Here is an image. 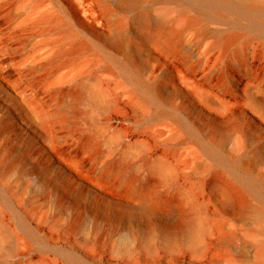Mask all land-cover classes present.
<instances>
[{
    "label": "rangeland",
    "instance_id": "rangeland-1",
    "mask_svg": "<svg viewBox=\"0 0 264 264\" xmlns=\"http://www.w3.org/2000/svg\"><path fill=\"white\" fill-rule=\"evenodd\" d=\"M188 2L0 0V264H264V220L242 218L210 184L207 153L264 154V28L236 9L201 20ZM164 8L168 28L149 36ZM63 23L84 41L76 54ZM216 31L238 36L215 43ZM70 79L95 101L73 105ZM11 82L42 110L57 155L25 131ZM251 165L264 178V159ZM148 180L192 214L188 227L166 222L171 210L140 214Z\"/></svg>",
    "mask_w": 264,
    "mask_h": 264
},
{
    "label": "bare ground",
    "instance_id": "bare-ground-1",
    "mask_svg": "<svg viewBox=\"0 0 264 264\" xmlns=\"http://www.w3.org/2000/svg\"><path fill=\"white\" fill-rule=\"evenodd\" d=\"M123 2L125 0H118ZM131 6L137 3V0H127ZM182 5H180V11H184L185 8H193L189 4L188 0H181ZM201 4L195 8L196 14L199 19L205 20L207 18L220 16V11H230L232 9L239 10L243 14L249 15V25L255 28H264V3L258 5L251 0H221L219 5L212 2L211 0H198ZM168 10L167 8L161 9L159 13V18L153 21V27L148 33L152 35L155 32L161 31L163 28H168ZM48 14L46 12H41L38 15L36 23H45L48 19ZM137 23L139 26H145L148 24L147 17L144 14L136 16ZM189 24V21H183L177 29H173L172 32L179 33L185 26ZM37 26V25H36ZM61 27H64L68 33V39L70 41L69 46L66 50L68 54H76L85 45L84 41L73 38L70 30L67 29V24L63 23ZM47 30V29H46ZM122 31V26L118 25L116 27V33L119 34ZM263 32V31H261ZM217 39L215 43H231L237 39L236 33H230L228 35H221L218 31L215 32ZM118 36V35H117ZM116 36L113 41L114 45H119L118 37ZM247 37V35H246ZM3 42V41H2ZM165 45L167 44L164 43ZM5 49L4 46L0 44V52ZM6 59L2 58L0 61V66L5 62ZM128 66L130 62H128ZM247 69V67H245ZM86 79V76H83ZM84 82L80 81L77 86L76 81L70 79V86L67 87V92L69 95V100L73 105H79L81 102L88 101L94 102L97 97L89 87H85ZM10 87L16 94V98L12 101L15 106L14 110L21 122L24 123L25 131L34 132L39 141H43L45 144V149L53 155H57V149L55 146V141L58 138L48 127L46 118L44 117L40 107L36 106L34 99L30 96V93L19 85L17 82H11ZM33 88V84H31ZM85 87V88H83ZM144 91H148L154 98H160V90L158 87H149L146 85H141ZM32 90V89H31ZM97 100V99H96ZM108 99L105 100L107 102ZM79 108V107H78ZM79 111V110H78ZM77 111V112H78ZM89 138H86L88 141ZM22 141H31L29 138L24 136ZM216 141L211 142L214 144ZM221 147L215 150H208L207 153L213 157L212 166L209 167L212 178L210 184L215 187L218 191L222 192L224 198L229 201L234 208L239 210L240 216L246 217L247 215L255 220H264V178L260 174H252L249 171V166L260 159H264V154L254 152L251 158L247 159V156L237 157L232 153L224 154L220 151ZM75 173L79 170L72 163L68 164ZM120 166H125L127 163L125 160H121ZM252 166V165H251ZM240 171V174L236 172ZM80 174V173H78ZM245 176V177H244ZM16 183V181H14ZM91 183L105 190V185L98 183L96 180H91ZM246 188V190H245ZM247 192V193H246ZM255 196L259 204L255 207L249 205V196ZM249 207V208H248ZM139 208L141 209V215L143 217L152 213H159L162 209L171 210L172 214H168L166 222L172 223L177 230L181 228L188 227L192 220V214L188 210L180 209L179 200L174 198V196H162L156 190V182L148 180L145 189L141 192V197L139 200ZM119 216L117 215V218ZM116 218V217H115ZM74 229L76 226L73 227Z\"/></svg>",
    "mask_w": 264,
    "mask_h": 264
}]
</instances>
